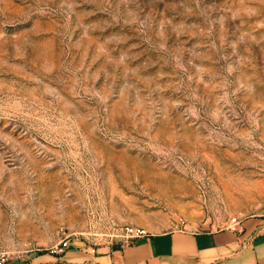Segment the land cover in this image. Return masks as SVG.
Listing matches in <instances>:
<instances>
[{
	"label": "rangeland",
	"instance_id": "374dc122",
	"mask_svg": "<svg viewBox=\"0 0 264 264\" xmlns=\"http://www.w3.org/2000/svg\"><path fill=\"white\" fill-rule=\"evenodd\" d=\"M264 217V0H0V250Z\"/></svg>",
	"mask_w": 264,
	"mask_h": 264
},
{
	"label": "crops",
	"instance_id": "0c3cea01",
	"mask_svg": "<svg viewBox=\"0 0 264 264\" xmlns=\"http://www.w3.org/2000/svg\"><path fill=\"white\" fill-rule=\"evenodd\" d=\"M179 226L116 245L70 241L62 254L35 253L25 264H264V217L242 219L238 232ZM8 264L13 263L11 260Z\"/></svg>",
	"mask_w": 264,
	"mask_h": 264
},
{
	"label": "built area",
	"instance_id": "2783aa9c",
	"mask_svg": "<svg viewBox=\"0 0 264 264\" xmlns=\"http://www.w3.org/2000/svg\"><path fill=\"white\" fill-rule=\"evenodd\" d=\"M182 224L183 227L186 226L185 223ZM241 224H242L241 217H233L229 220V224L227 225V227L233 232H238L240 230ZM149 235L150 233L142 227L129 226L126 227L125 229V240L123 241L128 242L135 239L147 237ZM69 247H70V240L64 239L60 241L56 246L52 247L49 252L55 255H59L65 252V250L68 249ZM10 260L11 259L9 253L0 250V264H8Z\"/></svg>",
	"mask_w": 264,
	"mask_h": 264
}]
</instances>
